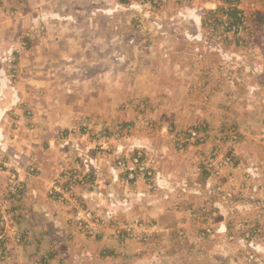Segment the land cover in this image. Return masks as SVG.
Here are the masks:
<instances>
[{"label": "rangeland", "instance_id": "obj_1", "mask_svg": "<svg viewBox=\"0 0 264 264\" xmlns=\"http://www.w3.org/2000/svg\"><path fill=\"white\" fill-rule=\"evenodd\" d=\"M117 1L133 8L124 13L132 26L145 24L133 28L137 36L159 19L176 22L188 8L183 35L194 33L200 40L182 39L181 32L151 34L148 28L144 41L156 47H148L151 54L135 45L121 49L120 58H134L132 71L121 60L119 71L104 79L99 73L81 79L80 64L60 69L69 78L55 87L80 91H54L38 103L53 105L46 114L56 122L51 133L62 144L49 156L57 171L47 164L52 181L44 195L54 203L41 206L46 216L33 211L40 207L29 192L44 186V171L27 164L26 149L24 159L15 154L17 139L32 136L21 125L29 130L33 111L27 101L11 111L0 136V264H264V0L206 5L207 0H107V5ZM40 4L0 0L6 31L24 30L14 38L0 30V55L28 37L32 11ZM91 7L95 14L97 3ZM231 11L239 23L227 16ZM95 16L83 28L102 23L109 31L111 24ZM123 19L118 16V25H127ZM59 32L45 31L44 43L56 47ZM150 55L154 65H170L148 84L140 77ZM6 58L16 77L17 58ZM107 63L100 69L110 72L114 64ZM33 139L42 144L37 134ZM135 195L153 209L132 204ZM61 245L66 252L57 249ZM140 251L147 255L140 258Z\"/></svg>", "mask_w": 264, "mask_h": 264}, {"label": "crops", "instance_id": "obj_2", "mask_svg": "<svg viewBox=\"0 0 264 264\" xmlns=\"http://www.w3.org/2000/svg\"><path fill=\"white\" fill-rule=\"evenodd\" d=\"M94 2H96L98 6L96 8L95 14H93L91 7L93 6ZM198 2L200 3L203 1L199 0ZM116 3L117 4L110 3L107 5V0H41V6L37 8L35 12L32 11V15L30 17V20L32 21V29L30 30L28 37L22 40L16 39V44L14 46L8 47V52L10 51L9 54H14L17 58V68L15 70L16 77L9 73V68L7 69L8 58L5 59V56H8L9 54L7 53L6 55H0V136L4 137L5 131H3V127L6 126V122H8L9 125L8 119L11 111H15V108L22 109V106L25 107L29 103L33 111V116L31 117L32 119H30L31 121L26 123L29 130H26L24 125H21V132H23V134L27 132L26 134L32 136L31 138H26L23 136L17 139L16 142L18 145L16 146L15 154L20 153V156L16 155V158H26L27 164H35L38 171L40 169L44 171L42 177L40 178L43 180L44 186L31 187L29 188V192L31 193L34 206L36 207V205H38V207H40L39 209L33 211L40 212L41 214L44 213L45 216L48 211L41 206L44 204L54 203L48 199L46 195H44L45 185H49V182L52 181V179H48L47 164H52L54 171H57L58 163H54L56 160L49 156L52 155L55 147L60 148L62 144L56 139L55 134L52 135L51 133V129L55 128L53 124L55 125L56 122L52 123L49 120L48 114H46L50 111L49 108L53 105L50 104L47 106L45 105V107H41L38 105V103L41 99H43V97H53L54 91H60V95H75L76 92L80 91L78 88L73 89L69 86L68 89H71L70 91L65 89L67 87L64 86L55 87L57 81L69 78V76L65 75L66 69L64 68L69 65L74 66L80 64L83 65V70H81L83 73L80 75L81 79H88L89 77L92 78L93 74L97 73H99L97 77L98 79H104L105 77L107 78L113 75V73L119 71L120 66L117 61L121 60L120 62L128 65V69L132 71L131 68L135 65L134 58L131 59L127 56H122V58H120L119 56L122 54L121 49L130 45H135L138 49L140 47H144L146 51H148V47H151V49H156L155 46L152 48V46L148 44L151 41H144L145 38L148 37V28H152L151 34L154 31L157 35H167L169 32H175L178 35L181 32L182 39L200 40L194 35V33H190V35L186 33L183 35L185 28L184 25L189 22L188 15L191 13V11H188V8H186L184 11L182 10V12H186V15L183 13L180 15V17H175L176 22L165 23L164 19L162 21L159 19L158 22H155V24L151 22L149 26L143 27L146 29L145 36H137L134 34L135 29L133 28L142 27L145 24L137 23L136 25L132 26L129 23V20H127L124 16V13L125 10H132L133 8L124 6L122 3H120V1H117ZM203 3L206 5L209 3V1L207 0ZM96 14L97 16H95ZM119 15L124 18L123 21L125 23L123 24L127 25H118L120 24V22L117 21ZM91 16L102 19L106 25L111 24L110 30L104 31L105 27H103L102 23H100V25L95 29H91L88 26L83 28V23L89 17L91 18ZM190 16L193 18V15ZM149 19L151 20V18ZM20 23H17L18 28ZM7 25L8 23H5V25L0 23V30L3 29L4 33L10 34L9 29L6 31L4 27ZM125 26H128L129 29H127ZM152 26L154 27V30ZM192 28H194V26ZM199 29V26H197V30H195L197 36ZM59 30L61 35L58 36L56 47L51 46V44L46 45V43L43 41L45 31L57 32ZM22 31L24 32V30L21 28L17 33L12 32L9 36L14 38L11 36L13 33L15 36H18L20 33H22ZM91 32L97 33V36H92ZM35 33H38L37 38H35ZM31 34L32 36H35L32 37V40L35 38V41H31ZM100 35H106L109 40L100 41L98 38ZM141 41H144L142 42L143 44ZM74 47L77 48V50ZM54 51H58V56ZM103 53L105 56L102 55ZM148 53L151 54V51H148ZM152 58L153 55H150L149 58L144 60L143 64L149 66L144 68L145 70L141 73L142 77H140L141 80L148 81V84L150 81L158 78V70H161L162 68L167 69V67L170 65H154ZM105 60H108L107 64H114L112 71L107 72L105 70L107 67L105 66L102 70L100 69V65H102L101 63H105ZM60 69L65 72L61 73ZM12 73H14V71ZM150 93L155 94L153 90H151ZM167 94L168 93H165V95ZM17 109L15 114L16 118L19 119L21 117L19 116L20 110L17 111ZM36 134L42 144H39L33 139L34 135L36 136ZM22 149L27 150L26 156L24 158L22 157ZM44 161L47 163L45 164ZM116 171L117 170H112L111 175L117 176L115 175V173H117ZM123 175V173L120 175L119 172V176L122 177ZM91 190L92 188L90 189V192H92ZM134 197H136V200H132L131 203L133 204L135 202L140 210H146L148 208L153 209V204H147L144 202V197H142V199L140 195H135ZM153 218L158 217L154 216ZM183 221L186 223V219ZM56 224H59L58 221ZM159 225L160 226L158 228L162 230L161 232L163 233V226L161 224ZM164 229L167 230V227ZM41 235L43 236V234ZM105 245L107 247L105 250L109 251V248L111 247L107 246V244ZM67 248L68 247L61 245L57 249L65 251ZM51 250L52 252L55 251H53V248ZM111 250L112 252H117V249L115 248H112ZM142 255H147V253L143 251L137 253V256L140 258ZM53 256L55 257V254H53ZM129 259V261H131V258ZM140 262L141 261L135 260L129 264H141Z\"/></svg>", "mask_w": 264, "mask_h": 264}, {"label": "trees", "instance_id": "obj_3", "mask_svg": "<svg viewBox=\"0 0 264 264\" xmlns=\"http://www.w3.org/2000/svg\"><path fill=\"white\" fill-rule=\"evenodd\" d=\"M221 9H223V8H221ZM219 10H220V9H219ZM219 10H218V11H219ZM218 11H217V12H218ZM222 11H224V10H222ZM227 14H228L227 16L230 17L231 19H235V22H234V23H239V18H238V16H237V12H232V11H231L230 13L228 12ZM211 15H212V13L210 14L209 19H212V16H211ZM223 22H224V21L220 22L219 24L222 25ZM233 26H235V25L233 24ZM227 30H228V31H227ZM227 30H226V32H230V31H232L231 29H227ZM173 127H174V124H173ZM204 130L206 131V127L204 128ZM53 250H54V248H53Z\"/></svg>", "mask_w": 264, "mask_h": 264}, {"label": "built area", "instance_id": "obj_4", "mask_svg": "<svg viewBox=\"0 0 264 264\" xmlns=\"http://www.w3.org/2000/svg\"><path fill=\"white\" fill-rule=\"evenodd\" d=\"M143 5L148 6L146 2H142Z\"/></svg>", "mask_w": 264, "mask_h": 264}]
</instances>
